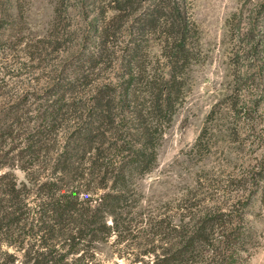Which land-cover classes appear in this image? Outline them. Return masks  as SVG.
Returning a JSON list of instances; mask_svg holds the SVG:
<instances>
[{
  "label": "rangeland",
  "instance_id": "1",
  "mask_svg": "<svg viewBox=\"0 0 264 264\" xmlns=\"http://www.w3.org/2000/svg\"><path fill=\"white\" fill-rule=\"evenodd\" d=\"M186 2L198 32L199 60L185 74L182 100L161 136L152 171L134 180L133 204L124 213L131 221L130 235L81 248L69 264H152L178 240L172 227L190 229L220 214L235 224L243 219L253 235L250 253L243 258L264 264V72L255 73L243 89L240 115L220 104L233 89V55H243L240 50L247 48L238 40L253 30L263 33L264 0ZM114 7L113 0H0V128L18 130L15 141L8 139L3 160L10 165L1 172L13 173L27 186L32 208L38 201L36 189L51 178L54 160H63V146L77 125L71 115L63 117V125L48 135L41 150L30 147L31 134L50 116L47 106L58 97L54 90L76 75L86 55L99 52L105 28L118 15ZM135 16L110 38L106 62L90 75L91 85L79 94L80 106L103 85L120 92L128 79L124 57L137 43L152 75H170L162 55L164 39L154 34L141 42ZM250 50L249 45L246 53ZM253 65L252 59H241L245 72L253 74ZM30 163L29 176L20 168ZM221 231L217 227L215 235ZM2 251L22 260L16 248L3 246Z\"/></svg>",
  "mask_w": 264,
  "mask_h": 264
},
{
  "label": "trees",
  "instance_id": "2",
  "mask_svg": "<svg viewBox=\"0 0 264 264\" xmlns=\"http://www.w3.org/2000/svg\"><path fill=\"white\" fill-rule=\"evenodd\" d=\"M113 2L118 15L105 28L99 52L86 55L76 75L54 90L58 97L47 106L50 116L31 134L30 147L41 150L48 135L63 125V117L71 115L77 125L63 146V160H54L51 178L36 189L39 194L34 208L27 202V186L13 173L1 172L10 165V160H3L4 149L16 140L18 130L10 127L5 132L0 128V264H16L20 259L15 253L2 251L3 246L22 252L18 264H69L70 256L79 254L81 248L86 250L113 236L124 241L130 235L131 221L124 213H129L133 204L134 180L150 173L157 161L161 136L183 97L185 74L199 60L195 44L198 32L186 0ZM133 14L141 42L154 34L164 39L162 55L170 75H152L137 43L124 57L128 79L120 92L103 85L80 106L83 99L79 94L91 85L90 75L106 62L110 38ZM253 31L238 40L247 48L240 50L245 54L237 51L233 55V89L220 103L235 115L243 112V89L254 81L255 73L264 72V63L259 65L264 61V30L261 36ZM249 45L251 50L246 53ZM242 58L254 61L253 74L243 70ZM85 69L89 72L81 74ZM140 95L143 102H139ZM115 153L121 156L119 160ZM29 161L35 164L37 160ZM32 167V163L23 164L20 169L30 176ZM234 221L220 214L190 229L172 227L178 240L167 256L152 264H249L243 254L250 253L253 235L245 229L242 218L236 224ZM27 226L29 230L23 234ZM217 227L222 229L220 235H215Z\"/></svg>",
  "mask_w": 264,
  "mask_h": 264
}]
</instances>
